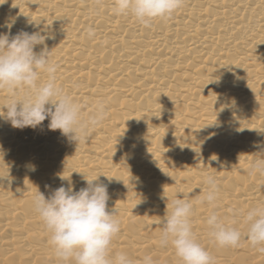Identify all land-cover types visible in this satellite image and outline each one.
I'll return each mask as SVG.
<instances>
[{"label": "bare ground", "instance_id": "6f19581e", "mask_svg": "<svg viewBox=\"0 0 264 264\" xmlns=\"http://www.w3.org/2000/svg\"><path fill=\"white\" fill-rule=\"evenodd\" d=\"M112 4L0 0V34L51 37L36 50H52L58 85L85 115L99 101L107 108L81 145L50 131L47 119L23 130L0 119V264H58L31 200L69 181L78 191L100 175L121 221L113 253L134 264L144 256L180 264L158 238L166 204L182 198L194 205L193 231L216 264H264L243 223L264 202V178L248 175L260 157L253 143L264 144V0H184L150 28L115 15ZM7 96L0 92V108ZM208 175L220 185L217 215L242 233L239 247L221 248L208 235L213 209L198 203Z\"/></svg>", "mask_w": 264, "mask_h": 264}, {"label": "clouds", "instance_id": "9594fccd", "mask_svg": "<svg viewBox=\"0 0 264 264\" xmlns=\"http://www.w3.org/2000/svg\"><path fill=\"white\" fill-rule=\"evenodd\" d=\"M183 4L184 0H113L112 10L117 16H131L143 27L150 28L157 20L170 19ZM102 6L103 0H95L97 9ZM49 38L38 31L0 34V92L8 94L0 108V119L20 130L36 129L47 119L50 131H59L70 142L81 145L103 124L107 108L99 101L85 115V106L58 85L59 66L50 57L52 50L46 46L36 50ZM87 38H95L94 29H88ZM253 147L259 149L260 157L251 162L248 175L264 178V144L254 142ZM99 177L85 178L86 186L78 191L69 181L67 187L61 185L47 198L38 190L31 200L32 210L47 233L58 264H134L126 253L112 251L121 231V221L117 210H109L108 188L99 182ZM203 182L207 191L198 203L213 209L206 219L209 237L221 248L239 247L241 231L228 226L216 212L220 192L217 179L208 175ZM193 213L194 205L190 201L171 199L166 204L158 246L172 247L180 264H216L212 254L197 241ZM243 223L250 246L264 254V202L250 207ZM140 264H154V260L144 256Z\"/></svg>", "mask_w": 264, "mask_h": 264}]
</instances>
